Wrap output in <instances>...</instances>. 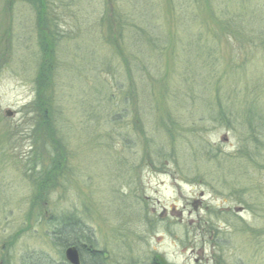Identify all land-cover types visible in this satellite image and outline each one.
<instances>
[{
    "label": "rangeland",
    "instance_id": "374dc122",
    "mask_svg": "<svg viewBox=\"0 0 264 264\" xmlns=\"http://www.w3.org/2000/svg\"><path fill=\"white\" fill-rule=\"evenodd\" d=\"M40 3L0 0V264L74 223L105 264H264V0Z\"/></svg>",
    "mask_w": 264,
    "mask_h": 264
},
{
    "label": "trees",
    "instance_id": "16d2710c",
    "mask_svg": "<svg viewBox=\"0 0 264 264\" xmlns=\"http://www.w3.org/2000/svg\"><path fill=\"white\" fill-rule=\"evenodd\" d=\"M36 3H38V1H36ZM39 3H40V0H39ZM36 5L37 4H35V6ZM39 79H40V77H39ZM41 80L42 79H40L39 82H41ZM131 80H132V76H131ZM52 81L50 80V83L47 85V88H48L49 97L53 99V97H56L55 96L56 90H55V82H54V80H52ZM39 85H40V83H39ZM50 101H52V100H50ZM43 105H44V101H42V103L39 105V108H42ZM39 172H40V170L35 173L36 174L35 176L40 175ZM42 179H43V177L40 176L39 180H42ZM73 225L72 226L70 225L71 231L75 234L73 240L70 242H67L65 239H63V241L60 242L59 245L64 247V248L67 245H75L79 251L81 264H103V260L101 258L100 251L95 250V251H91L90 254L89 253H87L86 255L84 254V252H83L84 243L87 244L90 248H93L94 247V241L91 239V236H90V238H88L87 236H85L84 234L79 232V227L76 228V226H78L76 223H74ZM69 232H70V230H69ZM58 238H61L60 231L58 232ZM86 256H88V257H86ZM150 264H158V262L152 259Z\"/></svg>",
    "mask_w": 264,
    "mask_h": 264
},
{
    "label": "water",
    "instance_id": "95a60500",
    "mask_svg": "<svg viewBox=\"0 0 264 264\" xmlns=\"http://www.w3.org/2000/svg\"><path fill=\"white\" fill-rule=\"evenodd\" d=\"M7 115H10V113L7 112ZM64 255H65L66 260L70 264H80L79 254L74 245L68 246L64 251Z\"/></svg>",
    "mask_w": 264,
    "mask_h": 264
},
{
    "label": "flooded vegetation",
    "instance_id": "af4514ba",
    "mask_svg": "<svg viewBox=\"0 0 264 264\" xmlns=\"http://www.w3.org/2000/svg\"><path fill=\"white\" fill-rule=\"evenodd\" d=\"M100 254V253H99ZM102 258V257H101ZM103 260V259H102ZM103 264H105V260H103Z\"/></svg>",
    "mask_w": 264,
    "mask_h": 264
}]
</instances>
